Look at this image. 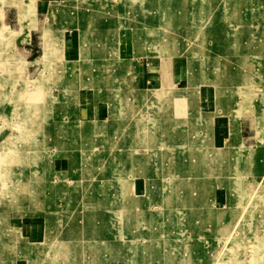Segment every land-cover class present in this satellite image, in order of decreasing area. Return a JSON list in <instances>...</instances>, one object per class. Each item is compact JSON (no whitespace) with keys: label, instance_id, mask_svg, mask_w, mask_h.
I'll list each match as a JSON object with an SVG mask.
<instances>
[{"label":"rangeland","instance_id":"obj_1","mask_svg":"<svg viewBox=\"0 0 264 264\" xmlns=\"http://www.w3.org/2000/svg\"><path fill=\"white\" fill-rule=\"evenodd\" d=\"M68 1L49 5L41 54L29 57L17 44L43 17L37 0H0V264H264V0ZM73 27L79 59L61 54ZM120 29L133 38L128 61ZM140 57L161 65L162 87H144L160 89L136 88ZM202 83L218 105L250 90L245 145L238 111L213 147L196 106ZM89 89L109 120L65 122Z\"/></svg>","mask_w":264,"mask_h":264},{"label":"crops","instance_id":"obj_2","mask_svg":"<svg viewBox=\"0 0 264 264\" xmlns=\"http://www.w3.org/2000/svg\"><path fill=\"white\" fill-rule=\"evenodd\" d=\"M54 1H67L69 2L70 5H72L73 3L68 0H37V7L39 10L38 13L39 14L42 13L43 17L38 18V16L36 15V18H37L36 25L37 26L35 29L30 31V35H29L30 41L29 42H19L17 44L18 46L19 44L26 45V47H24V51L26 55L29 57L34 56L33 55L34 52L38 51V50H35L37 47H39L40 54H41V41H42L41 32L42 31L44 32L46 29L45 15L49 8V5ZM4 16L7 21H5L3 25L11 29V27L9 26V23H6L8 22V20H10L8 19L7 9H6V12H4ZM53 18H55V16ZM72 18L73 16L69 17L70 20H72ZM63 23H64V20L57 19L53 24L54 30L58 31L60 29V26H62ZM16 24L18 25L17 30H19L20 24L18 20ZM44 24L45 26H43ZM37 31H38V34L36 33ZM263 31H264V26H263ZM127 32L128 31H125L122 29L117 31V34H118L117 53L119 54V59L121 61H128L129 59H132V57L134 56L133 45H132L133 38H131L130 35L127 34ZM62 36H63V49H62L63 51H61V54L68 56V57H72L71 55L75 54L77 55L79 59L81 55L80 54L81 35H79V31L74 27L66 28L64 29ZM130 45H132V47H130ZM263 49H264V35H263ZM146 57H150V56H146ZM143 58L145 57L138 58L136 62L132 64V67L135 68L136 74H137L135 78V85L137 83L138 87L136 86V88L143 90V91H152L155 89H160V88H149V87L144 88L149 84H159V86L158 85H155V86L162 87L161 84L163 83V80H165L164 79L165 77H163L162 72L160 73L161 65L156 66V64H154V65L148 66L149 62L144 64V61L142 60ZM74 60H77V59H74ZM71 61L73 60H66V62L64 63L71 62ZM177 62L178 61L176 59L173 61L169 60V65L172 66L173 69H175V75L173 76V78L171 77V75H169L168 77L170 80L169 84L171 85L178 83L179 77L182 76L181 71L179 72V69H178L180 65L179 64L177 65ZM118 65L119 63L117 62L116 64L117 68L115 67L116 70H118L119 68ZM201 85H203L204 87L198 88L197 97H196V106L198 108V111L201 114L205 116H209L210 118L209 121L211 123V130L208 132V134H209V141L211 142L213 147L220 149L222 146L226 144L227 140L229 139L231 117L234 114H236L238 111L240 112L238 115V119H237V121L239 122V127H238L239 128V132H238L239 140L241 144L245 145V143L252 138V134H251L250 124L248 122H245L242 116L250 115L251 114L250 110H254L256 107V104H254L253 101L248 102V92L250 90H248L245 87L241 88L240 93L238 94V97L236 98L239 105L234 104L232 101L228 100L229 98L225 100L222 99V96L226 97V95H231L230 93H226V94L223 93L222 96H220L221 102L218 105V97H217L216 89L208 84L202 83ZM168 87L173 88L175 86H165L162 89H165ZM84 89H88V88H84ZM174 89L178 90V88H174ZM89 91H84L79 96L78 95L76 96V93H75V96H74V100L76 101L75 112L73 115H70V116L68 115L67 117H65L66 118L65 122L70 120L71 123L76 122L78 124V123H92L93 121L109 120L110 115H109V107H108L107 102L102 101V100H96V99L94 100V97H92L94 95V91L92 89H89ZM179 101H180V97L174 99L171 105L172 106L171 110L174 108L177 110H180ZM184 105L187 106L186 104ZM49 120L51 121V118ZM167 120L168 122H170L169 124L171 128H174V126L172 125L176 123L175 121L179 122V119L174 118V115H172L171 111L168 113ZM188 123H189V120H188ZM67 134H69L68 128L65 130L62 129L59 135L63 136ZM71 136H76L75 132L72 133ZM254 140H255V134H254ZM64 149H66V147ZM146 193L147 192H145V194Z\"/></svg>","mask_w":264,"mask_h":264},{"label":"bare ground","instance_id":"obj_3","mask_svg":"<svg viewBox=\"0 0 264 264\" xmlns=\"http://www.w3.org/2000/svg\"><path fill=\"white\" fill-rule=\"evenodd\" d=\"M53 5H55L56 6V8H55V10H56V12H58V11H63L64 10V6H61V8L60 9H58V6H59V4H57L56 2H54L53 3ZM151 32V31H150ZM238 39V38H237ZM84 47V46H83ZM247 63V62H246ZM246 63H244V64H246ZM253 67V66H252ZM253 71V70H252ZM230 76V75H229ZM256 88H257V86H256ZM259 88V87H258ZM250 92V91H249ZM254 92V91H253ZM262 94V93H261ZM152 97H154V98H156V99H159V97H161L160 95H156V96H152ZM177 98V97H176ZM257 98V97H256ZM151 101H152V99L151 98H149ZM154 101V100H153ZM261 117V116H260ZM262 118V117H261ZM25 135V134H24ZM29 151V150H28ZM188 192V191H187ZM177 201V200H176ZM193 202V201H192ZM126 208V207H125ZM121 211V210H120ZM183 215H184V213H183ZM176 216H179V215H175V217ZM252 229H250V231H251ZM77 236V235H76ZM63 237V236H62ZM71 237V236H70ZM76 238V237H75ZM72 239V238H71ZM95 239V238H94ZM107 245V244H106ZM103 246V245H102ZM161 251H164V250H161ZM164 254H166V251H164ZM160 255H162V254H160ZM262 255V254H261ZM161 257H163L164 258V256H161Z\"/></svg>","mask_w":264,"mask_h":264}]
</instances>
